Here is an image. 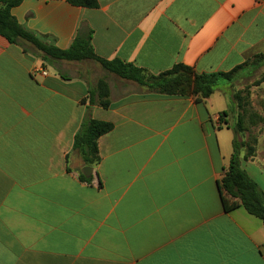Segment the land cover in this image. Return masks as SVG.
Instances as JSON below:
<instances>
[{"label":"crops","instance_id":"1","mask_svg":"<svg viewBox=\"0 0 264 264\" xmlns=\"http://www.w3.org/2000/svg\"><path fill=\"white\" fill-rule=\"evenodd\" d=\"M98 3L25 0L11 12L61 50L92 30L98 58L152 75L229 73L264 54V0ZM229 84L220 77L204 102L162 95L0 35V264H264V222L226 211L219 189L233 153ZM86 119L113 125L94 166L73 144ZM241 166L264 192V150Z\"/></svg>","mask_w":264,"mask_h":264},{"label":"trees","instance_id":"2","mask_svg":"<svg viewBox=\"0 0 264 264\" xmlns=\"http://www.w3.org/2000/svg\"><path fill=\"white\" fill-rule=\"evenodd\" d=\"M25 0H0V35L10 43L31 45L39 54L42 61L82 62L92 61L98 63L104 70L121 79L132 81L139 86L158 94L167 96H196L197 102L206 101L215 91L219 78L222 77L229 83L233 79L251 76L254 72L264 67V54L256 55L246 64L236 67L229 73L196 74L192 68L183 64L175 65L171 71L159 75H152L122 61H106L96 56L92 47V30L80 31L67 50H61L51 45L44 39L33 34L20 25L12 15V9L19 6ZM77 7L96 9L98 0H68ZM108 83L101 79L95 90L98 94V103L103 108L110 106ZM227 113H223L226 116ZM113 125L108 122L86 119L83 121L74 141V147L81 153V157L88 166L99 163L98 140L110 132ZM234 139L232 143L233 153L230 163L223 178L219 182L223 205L226 211H232L243 207L250 215L264 222V192L257 182L242 168V159L249 160L256 153L255 146H249L248 142L240 140L242 129L240 123L233 128ZM245 154L243 155V152ZM83 180H87L84 175Z\"/></svg>","mask_w":264,"mask_h":264},{"label":"rangeland","instance_id":"3","mask_svg":"<svg viewBox=\"0 0 264 264\" xmlns=\"http://www.w3.org/2000/svg\"><path fill=\"white\" fill-rule=\"evenodd\" d=\"M29 45V44H27ZM31 46V45H30ZM31 49L36 50L31 46ZM78 65V64H74ZM264 67L248 77L233 79L224 92L228 94L227 118L231 115V128L240 123V140L264 150ZM228 120V118H227Z\"/></svg>","mask_w":264,"mask_h":264},{"label":"water","instance_id":"4","mask_svg":"<svg viewBox=\"0 0 264 264\" xmlns=\"http://www.w3.org/2000/svg\"><path fill=\"white\" fill-rule=\"evenodd\" d=\"M92 167H85L82 172H84L86 177H89L92 174Z\"/></svg>","mask_w":264,"mask_h":264},{"label":"built area","instance_id":"5","mask_svg":"<svg viewBox=\"0 0 264 264\" xmlns=\"http://www.w3.org/2000/svg\"><path fill=\"white\" fill-rule=\"evenodd\" d=\"M42 75H44V76H46L47 75V72H45V71H43V72H41V71H39Z\"/></svg>","mask_w":264,"mask_h":264}]
</instances>
